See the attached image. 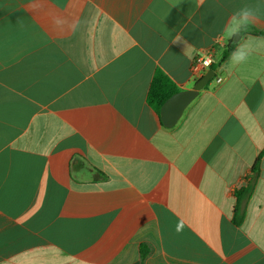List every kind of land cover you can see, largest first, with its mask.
Instances as JSON below:
<instances>
[{
	"label": "crops",
	"instance_id": "crops-1",
	"mask_svg": "<svg viewBox=\"0 0 264 264\" xmlns=\"http://www.w3.org/2000/svg\"><path fill=\"white\" fill-rule=\"evenodd\" d=\"M0 264H264V0H0Z\"/></svg>",
	"mask_w": 264,
	"mask_h": 264
},
{
	"label": "clouds",
	"instance_id": "clouds-1",
	"mask_svg": "<svg viewBox=\"0 0 264 264\" xmlns=\"http://www.w3.org/2000/svg\"><path fill=\"white\" fill-rule=\"evenodd\" d=\"M259 8L253 9L249 7H244L238 12L234 13L230 18L227 26L225 27L224 35L227 39H232L237 37L240 33L247 29V27L252 24L257 19ZM173 44L181 43L180 38L177 36L171 41ZM252 52V48L246 44L239 45L231 54L230 62L233 64L244 63ZM210 63V62H209ZM183 224L178 223L176 226V231H182Z\"/></svg>",
	"mask_w": 264,
	"mask_h": 264
},
{
	"label": "water",
	"instance_id": "water-1",
	"mask_svg": "<svg viewBox=\"0 0 264 264\" xmlns=\"http://www.w3.org/2000/svg\"><path fill=\"white\" fill-rule=\"evenodd\" d=\"M240 36V35H239ZM238 36L234 39L237 41ZM214 76V71H207L194 85L192 89L179 91L170 96L162 105L160 118L164 126L173 127L182 117L185 109L198 96L208 81Z\"/></svg>",
	"mask_w": 264,
	"mask_h": 264
},
{
	"label": "trees",
	"instance_id": "trees-1",
	"mask_svg": "<svg viewBox=\"0 0 264 264\" xmlns=\"http://www.w3.org/2000/svg\"><path fill=\"white\" fill-rule=\"evenodd\" d=\"M234 45L235 44L231 42L227 46L223 53L222 59L226 58L232 52ZM176 92L177 89L173 87L169 79L162 72L158 71L151 85L149 100L159 115L164 102ZM257 162L254 166V169H256Z\"/></svg>",
	"mask_w": 264,
	"mask_h": 264
},
{
	"label": "built area",
	"instance_id": "built-area-1",
	"mask_svg": "<svg viewBox=\"0 0 264 264\" xmlns=\"http://www.w3.org/2000/svg\"><path fill=\"white\" fill-rule=\"evenodd\" d=\"M215 58V52L213 49H209L204 54L200 55L196 62L192 65V73L204 75L206 69L211 67ZM210 62V63H209Z\"/></svg>",
	"mask_w": 264,
	"mask_h": 264
}]
</instances>
